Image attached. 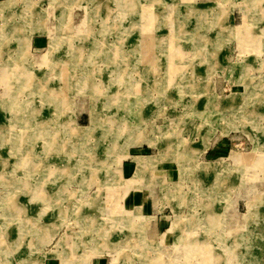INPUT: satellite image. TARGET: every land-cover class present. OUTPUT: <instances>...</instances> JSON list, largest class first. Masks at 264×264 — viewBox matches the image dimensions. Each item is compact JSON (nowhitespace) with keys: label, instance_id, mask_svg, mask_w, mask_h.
Wrapping results in <instances>:
<instances>
[{"label":"rangeland","instance_id":"obj_1","mask_svg":"<svg viewBox=\"0 0 264 264\" xmlns=\"http://www.w3.org/2000/svg\"><path fill=\"white\" fill-rule=\"evenodd\" d=\"M197 2L0 1V65L16 70L0 69V264L165 263L157 209L169 264H264V0L179 19ZM129 161L142 210L124 205Z\"/></svg>","mask_w":264,"mask_h":264},{"label":"crops","instance_id":"obj_2","mask_svg":"<svg viewBox=\"0 0 264 264\" xmlns=\"http://www.w3.org/2000/svg\"><path fill=\"white\" fill-rule=\"evenodd\" d=\"M0 1H4V0H0ZM12 1L14 2V7H15L14 10L15 11L16 10L17 11L18 10L19 11H22L24 9H28V8H31V7L36 8V9L37 8L39 9L40 8L39 7V4L44 5L47 1H48V3L50 2V0H12ZM182 1H188V3H189L191 0H182ZM213 1H215V0H202L203 4L202 3H198V2H197V4H195V3L193 4L192 3L193 4L192 5L193 7H191V12L189 13V16L185 12V15H187V16H184V14L182 13L181 16H179V19H182L184 17L185 18L184 20H187V22H189V24H191V25H192V23L194 22L195 19L196 20H199V21L200 20H203L206 23H209L210 22V19L212 17V14H211V11L210 10L212 9L211 4L214 3ZM224 11H222V15L220 16V20H221L220 23H221L222 26H225V27L227 26L228 27L231 24V22H228V25H226V22L223 19L230 12V10H228V12H224ZM176 12H177V10H176ZM232 12H233V10H232ZM228 16H230V15H228ZM176 27H177V30H178V25L177 24L173 28V30L176 29ZM30 38H29V40H30ZM3 42H6V38H3V39L1 38L0 39V58L1 59L5 55L4 52H3L4 51L5 44H3ZM211 45H212V42L211 41L204 40L198 46H201L204 49V52H205L206 50L209 49V47ZM216 45H218V42H217ZM216 47H218V46H216ZM207 57L209 59H211V57H209V56H207ZM217 58H216V60H217ZM218 59H220L219 61H222L221 57H219ZM74 114H75V118H74L75 124H77L78 126L83 127V126H86V125H88V124L91 123V119H92L93 114L91 113V111L89 110V108L84 109V110H77V112L74 113ZM145 116L146 117L147 116L149 117L150 116V113L149 112H145ZM145 116L143 114H141V113L139 115V123H140L141 126L142 125L143 126H145V125L147 126V123L145 124V121H144L146 119ZM142 144L147 145L146 143H142ZM131 161H133V160H131ZM131 161H129V163L123 162L122 165H121V167H120L121 170H122L121 171V175L124 174V177H125V180H126L125 182H128L129 181L128 183H130V184L132 183L130 185L132 187L129 188L131 190H127V192L125 193L126 198H125V201H124V205L126 207H130V208H136L137 207V208H139V209L142 210V209H145L147 203L146 202H143L144 201V196L143 195L140 196V194H142V191H143L142 185H141V187L139 185H136L137 184L136 177L133 179L135 170L134 171L132 170V167H131L132 164H130ZM174 172L175 171H173V170H167L164 173H165V175H167V177H168V175L171 177V175H174ZM137 178H139V177H137ZM148 192H149V190H148ZM144 193H147V191H145ZM137 196H139V197H137ZM151 210L152 209L150 208V211ZM159 210L158 209L157 210H154L152 212V214H150L152 217H154V219H152L153 222H151L150 232H149V234L148 233L147 234H148V237H150L155 242H161V240H162L161 237H162L163 233H166V235H165V237L163 239L168 244L164 242L165 244H163L162 249H161L162 250L161 251V256L165 257V259H167L168 261L166 262V260H164V262L166 264H169L170 256H172V254H173V248L171 247V244L172 243L170 242V239H169V231H168L169 228H170V225H169L170 223H169V221L167 219L168 216L163 212V210L162 209L160 211ZM167 226H168V228L165 229V227H167ZM163 229H165V230L162 232ZM130 236L131 235H129V237ZM129 237H128V242L130 243L131 240H129ZM139 254H140V257H142V258L145 257L144 254H141L140 252H139ZM113 259H114V263L113 264H115V262H117L116 261L117 259H115V258H113ZM50 260L51 261H49L47 264H63L61 262V260H59V259L58 260H55V259L52 258ZM165 263H163V262L160 263L159 262L157 264H165ZM92 264H112V263H111L110 259H107L106 260L104 257H98V258H96L93 261Z\"/></svg>","mask_w":264,"mask_h":264},{"label":"bare ground","instance_id":"obj_3","mask_svg":"<svg viewBox=\"0 0 264 264\" xmlns=\"http://www.w3.org/2000/svg\"><path fill=\"white\" fill-rule=\"evenodd\" d=\"M6 6H7L6 4L2 5V7H1V9H0V12H5V11H7L8 7H6ZM135 8H136V7H135ZM184 14H185V13H184ZM1 31H2V30H1ZM198 35H199V34H198ZM193 37H194V36H193ZM200 41H201V40H200ZM8 61H9V60H8ZM11 62H12V61H11ZM8 65H9V64H8ZM8 65H7V64H5V65H4V64H3V65H0V69L4 70V71H3L4 73H3V76H2L3 78H4L5 76H9V74L12 73V72H16L14 66H12V67L10 66V68H9ZM6 66H7L8 68H6ZM0 71H1V70H0ZM53 71H54V70H53ZM1 72H2V71H1ZM71 74H72V73H71ZM31 78H32V77H30V75H28L27 73H24V75H23V76H20V78H18V80H19L20 82H22V81H23V82H24V81H25V82H28V81L31 80ZM38 80H39V79H38ZM38 82H39V81H38ZM84 82H85V81H84ZM32 85H33V84H32ZM21 86H22V85H21ZM37 86H38V85H37ZM49 86H50V85H49ZM51 86H52V85H51ZM51 86H50V87H51ZM42 91H43V90H42ZM46 91H47V90H46ZM46 91H45V92H46ZM50 91H51V90H50ZM13 92H14V91H13ZM10 93H11V92H10ZM41 93H43V92H41ZM41 93H40V94H41ZM53 94H54V93H53ZM51 95H52V93H51ZM59 95H60V94H59ZM43 96L46 97L45 94H44ZM4 97H5V96H4ZM49 97H50V96H49ZM49 97H48V98H49ZM53 97H55V95H53ZM43 99H44V98H43ZM49 100H50V99H49ZM62 100H63V99H61L59 102L62 103V104L64 103L65 105H67L68 102L64 101L65 99H64L63 101H62ZM66 100H67V99H66ZM60 107H61V106H60ZM60 107H59V108H60ZM7 108H9V107H7ZM7 108H6V109H7ZM61 108H62V107H61ZM3 110H4V109H3ZM23 118H24V117H23ZM24 119H25V118H24ZM63 124H64V123L62 122V124L60 125L61 128H63V126H64ZM38 128H40V127H38ZM57 128H59V127H57ZM45 129H46V128H45ZM67 132H68V131H67ZM72 132H73V131H72ZM57 133H58V132L55 131V134H57ZM63 135H64V134H63ZM34 136H35V135H34ZM6 137H7V136H6ZM16 137H17V136H16ZM20 137H21V136H20ZM55 137H56L55 140H56V139H57V140L54 141V143L52 144V146L54 147L55 150H57V149L59 150V149L61 148V147H59V143H58L59 137H58V136H55ZM61 137H62V136H61ZM8 138H9V137H8ZM16 139H17V138H16ZM16 139H15V140H16ZM18 139H19V138H18ZM20 139H21V138H20ZM62 139H63V138H62ZM8 141H9V140H8ZM60 141H61V139H60ZM13 142H14V141H13ZM50 143H51V142H50ZM13 144H14V143H13ZM62 147H63V146H62ZM16 149L18 150V148H16ZM49 149H50V148H49ZM67 149H68V147H67ZM68 150H69V149H68ZM23 151H24V150H23ZM53 151H54V150H53ZM18 152H19V150H18ZM66 154H67V153H66ZM62 171H63V170H62ZM50 173H51V172H50ZM55 174H56V173H55ZM135 176H136V175H135ZM43 194H44V193H43ZM43 197H44V196H43Z\"/></svg>","mask_w":264,"mask_h":264}]
</instances>
